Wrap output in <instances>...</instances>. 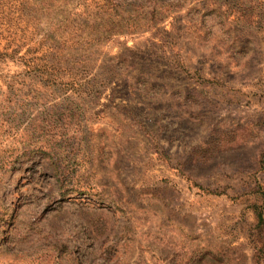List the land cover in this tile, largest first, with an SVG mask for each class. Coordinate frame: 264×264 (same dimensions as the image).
<instances>
[{
	"label": "rangeland",
	"instance_id": "rangeland-1",
	"mask_svg": "<svg viewBox=\"0 0 264 264\" xmlns=\"http://www.w3.org/2000/svg\"><path fill=\"white\" fill-rule=\"evenodd\" d=\"M0 264H264V0H0Z\"/></svg>",
	"mask_w": 264,
	"mask_h": 264
},
{
	"label": "trees",
	"instance_id": "trees-1",
	"mask_svg": "<svg viewBox=\"0 0 264 264\" xmlns=\"http://www.w3.org/2000/svg\"><path fill=\"white\" fill-rule=\"evenodd\" d=\"M80 5H81V3H79ZM84 6V5H83ZM98 14V13H97ZM95 17H97V18H102V16H100V15H94ZM81 17H87V19L89 18L87 15H82ZM84 24H88L87 22H85Z\"/></svg>",
	"mask_w": 264,
	"mask_h": 264
}]
</instances>
